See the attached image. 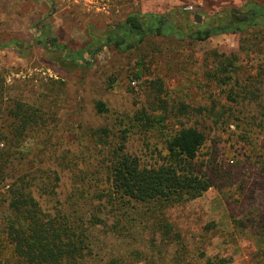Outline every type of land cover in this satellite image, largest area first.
<instances>
[{"label": "rangeland", "instance_id": "obj_1", "mask_svg": "<svg viewBox=\"0 0 264 264\" xmlns=\"http://www.w3.org/2000/svg\"><path fill=\"white\" fill-rule=\"evenodd\" d=\"M112 1L115 9L106 15L63 0H0V45L33 42L50 27L57 43L74 53L90 45L91 27L108 30L132 12L183 9L196 23L198 14L201 24L249 1L264 5V0ZM55 58L54 49L40 45L0 49V78L7 98L23 99L48 113L44 131L29 137L26 150L41 168L58 172L61 198L75 186L77 169L92 167L116 149L137 111L155 121L148 131L130 129L124 143L126 152L142 163L161 161L168 138L194 126L206 136L195 167L212 178L213 186L158 216L141 207L135 217L140 229L133 232L137 238L127 237V244L139 250L152 247L147 250L151 257L138 264H175L177 246L164 244L149 227L162 220L172 224L190 259L202 251L231 259L228 264H264L256 242L264 237V30L220 34L204 42L151 37L137 51L110 48L97 54L91 67L71 71ZM139 69L141 77L135 78ZM231 95L237 102L230 101ZM98 101L106 104L107 113H98ZM251 123L260 126L251 129ZM99 136L109 145H99ZM125 222L122 230L129 228L131 234Z\"/></svg>", "mask_w": 264, "mask_h": 264}, {"label": "trees", "instance_id": "obj_2", "mask_svg": "<svg viewBox=\"0 0 264 264\" xmlns=\"http://www.w3.org/2000/svg\"><path fill=\"white\" fill-rule=\"evenodd\" d=\"M251 29L264 30V5L253 1L227 8L201 24L183 9L169 14L132 12L108 30L99 32L91 27L90 45L74 53L57 43L50 27L41 30L33 42L15 41L0 45V49L13 46L28 50L33 45L54 49L58 65L71 71L91 67L96 55L110 48L122 53L137 51L151 37L204 42L220 34H243ZM140 77L141 69L135 74V78ZM114 82L111 80L109 87ZM6 87L5 79L0 78V197L4 196L0 264H138L143 257H151L147 250L152 248L139 250L127 244V237L137 238L133 232L140 229L135 218L137 212L141 214L140 208L158 216L162 209L202 196L214 184L195 167L206 142L204 132L197 127L184 126L168 138L167 155L161 161L142 163L138 156L126 152L124 143L130 129L148 131L155 123L137 111L130 119V129H122L116 149L113 146L92 167L77 169L75 186L61 198L58 172L41 168L26 150L29 137L44 131L48 113L23 99L7 98ZM230 101L237 99L231 95ZM96 109L100 114L109 111L102 101L96 103ZM258 125L251 123V129ZM99 145L109 143L99 136ZM131 213L135 216L130 218ZM123 221L129 223L131 234L129 228L122 230ZM149 227L160 233L164 244L177 246L175 264L231 261L198 250L197 257L190 259L172 224L161 220ZM256 242L264 257V237Z\"/></svg>", "mask_w": 264, "mask_h": 264}, {"label": "built area", "instance_id": "obj_3", "mask_svg": "<svg viewBox=\"0 0 264 264\" xmlns=\"http://www.w3.org/2000/svg\"><path fill=\"white\" fill-rule=\"evenodd\" d=\"M67 1L70 4L80 5L88 11H94L102 14H109L115 6L113 5L112 0H63ZM135 82H132V85H135Z\"/></svg>", "mask_w": 264, "mask_h": 264}, {"label": "water", "instance_id": "obj_4", "mask_svg": "<svg viewBox=\"0 0 264 264\" xmlns=\"http://www.w3.org/2000/svg\"><path fill=\"white\" fill-rule=\"evenodd\" d=\"M195 18H196V21H197L198 23H200V22H201V18L199 17V15H198V14H195Z\"/></svg>", "mask_w": 264, "mask_h": 264}]
</instances>
